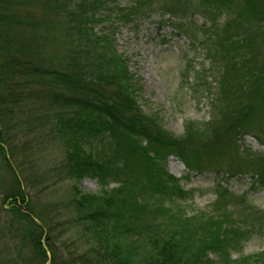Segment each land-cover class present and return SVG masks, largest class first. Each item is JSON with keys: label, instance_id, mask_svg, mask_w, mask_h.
Segmentation results:
<instances>
[{"label": "trees", "instance_id": "trees-1", "mask_svg": "<svg viewBox=\"0 0 264 264\" xmlns=\"http://www.w3.org/2000/svg\"><path fill=\"white\" fill-rule=\"evenodd\" d=\"M39 1L40 14L24 17L15 10L20 0H0V163L11 178L0 208L5 206L2 210L12 218L11 238H18L23 225L28 226L22 238L30 248L31 262L40 264H250L242 248L262 225L251 210L230 220L238 213L235 202L245 204L244 197L234 195L222 181L217 183L210 211L200 213L207 216L205 225L184 237L185 213L177 202L190 199L192 192L167 172L165 163L174 156L189 172L215 173L223 181L228 175L229 179L250 175L255 190L264 188V154L229 148L237 134L241 138L253 133L264 144V1L131 0V5L117 10L107 7V0ZM192 8L193 14L200 13L210 22L204 32L208 40L212 38L211 48L206 41V57L223 62L219 100L224 112L212 106L211 118L218 113V122L210 118L198 129L190 124L192 130L185 126L183 136L175 137L140 109L136 82L127 60L117 53L112 34L119 24L130 26L153 13L167 23L181 21ZM221 14L226 20L219 27L214 21ZM101 24L109 29L96 30ZM55 26L67 37L70 49L61 60L40 59L39 46L58 29ZM179 27L196 38L191 25ZM17 28H23L24 34ZM21 34L30 42L18 51L28 53L29 57L23 53L28 59L13 55ZM198 86L205 92L212 89L211 83L204 82L203 89ZM35 127L61 144L64 158L53 167L63 178L76 182L94 178L102 188L112 185L101 196L72 186L68 208L76 214L74 223L87 236L89 247L65 259L56 258L51 244L69 221L57 220L65 206L35 205L30 190L40 177L35 172L17 173L12 166L20 153L24 161L28 149L22 151L18 141ZM207 129L215 137L224 135L223 141L226 134H236L229 146L224 141L217 147L231 150L241 170L225 172L216 166L209 171L207 163L221 160L223 153L216 156L208 150ZM255 258L264 260V252Z\"/></svg>", "mask_w": 264, "mask_h": 264}, {"label": "rangeland", "instance_id": "rangeland-1", "mask_svg": "<svg viewBox=\"0 0 264 264\" xmlns=\"http://www.w3.org/2000/svg\"><path fill=\"white\" fill-rule=\"evenodd\" d=\"M19 3L21 5L16 4L18 9L15 8V10L24 17L26 14L38 16L40 9H42L39 0H28V2L27 0H20ZM16 5L15 7H17ZM129 5H131V0H107L106 4L107 7L115 10ZM181 8H183L184 13L186 8L184 6ZM194 10L195 8H192L191 11L186 12L185 15L187 16L183 20H171L169 23L159 20L158 15L153 13L149 18L138 19L130 26L119 24L112 34L117 53L127 60L128 70L136 82L135 99L140 109L150 119L156 118L158 122L156 125L175 137L183 136L185 126H189L192 130L190 124L196 129L205 127L207 122H210L213 107L216 110L218 106L219 110L224 112V105L219 100L223 62H218V59L211 61L206 57L208 55V51L206 52L205 49L206 41L209 42V48H211L212 38L210 36L209 39L211 40H208L204 32L210 27V22L200 13L193 14ZM225 20V15L221 14L218 16L217 22L215 20L214 23L220 27ZM179 24L181 26L191 25L196 33V38L187 32L182 33L183 27H179ZM106 27L109 29L108 25L101 24L96 27V30L101 31ZM17 30L24 34L23 28H17ZM209 32L211 31L207 33ZM22 34L18 35L19 38L17 37L16 45L18 48L13 55L21 59H28L23 58V53L29 57L28 53L18 51V49H22L21 45L26 44L25 46H27L30 42ZM46 40L47 42L43 47L39 46L37 56L40 59L41 56H47L53 61L61 60L70 49L67 37L59 28L52 30V35L50 34ZM260 51H262L261 47ZM13 58L15 57L13 56ZM201 80L203 83H211L210 92L198 88L199 83L201 84L200 88H204L202 87L203 83L199 82ZM213 101H215L214 105ZM214 115L215 117L211 118V121L218 122V113H214ZM218 127L216 124L215 129ZM251 134L255 135L247 133L240 138L234 132L231 135L228 133L225 135L224 142L223 139L221 140L224 135L215 137L214 132L207 129L206 137L211 147L208 150L214 151L216 156L220 152L223 153L221 160H215L216 162L213 164L207 163L210 166L209 171L214 170L216 166L225 172L241 170L231 157L233 147H237L240 152L248 151L254 156L263 155L264 144ZM228 135L230 136L228 137ZM233 137L235 138L234 145L229 146L228 141L232 140L233 142ZM51 138L45 129L29 131L22 139H19L20 146L17 144L22 151L28 149L27 152H24L25 159L22 161L21 151H18L20 158L14 163L12 162V166L17 173L19 171L25 172V174L35 172L40 177L32 191L30 190V194L33 195L34 193L35 195L32 200L35 205L39 207H45L48 204L65 206L64 210L61 209V217L57 220L61 223H63L62 218L69 219V221H66L63 226L64 230L60 231V235L57 233V238L51 240L56 258L65 259L75 253H82L89 247L86 246L87 236L81 233L80 225L74 223L76 214L71 211L72 207L68 208V203L71 204L72 186L75 185V189L79 192L101 196L102 192L111 188L112 185L102 188L94 178H83L78 182L63 178L53 167L57 161L64 158L63 148L56 139ZM223 142L224 145L227 144L231 148V150L229 149L231 152L218 150L217 146ZM165 167L169 174L180 180V185L184 190L192 192L190 199L177 202L183 209L182 213H185L182 226L184 237H187L196 227L205 225L207 216L200 213L210 211V205L216 198V184H220L222 181L221 185L226 186L234 195L243 196L246 201L242 205L235 202L237 207L235 210L237 209L238 213H234L235 218H230V220H236L244 210L247 212L251 210L252 214L257 217L258 226L262 225L261 229H254L250 238L244 243L242 256H248L250 261L252 260L250 264H264V260L255 258L264 252V188L255 190L250 175L240 179H229L231 176L228 175L223 181L215 173L197 174L189 172L186 166L174 156L167 158ZM8 174L7 169L0 163V202H2L10 183L11 178ZM2 209L5 210L6 207L0 208V264H40L31 262L30 248L28 245L26 246L25 238H22L23 234L28 231V226L25 228L23 225L24 233L19 232L18 238H11L14 226L12 223L9 225V222L12 221V218L9 213ZM192 215L195 217H190ZM34 220L39 223L37 218ZM100 238L103 240V236ZM41 241L45 246L46 240L43 238ZM236 257L237 255L233 253L232 258L235 259ZM12 259L16 260L12 261Z\"/></svg>", "mask_w": 264, "mask_h": 264}]
</instances>
